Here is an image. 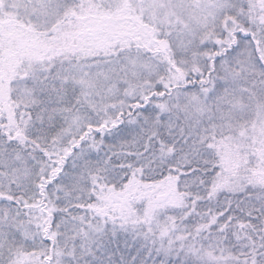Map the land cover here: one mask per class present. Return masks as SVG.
Here are the masks:
<instances>
[{"label":"snow or ice","instance_id":"1","mask_svg":"<svg viewBox=\"0 0 264 264\" xmlns=\"http://www.w3.org/2000/svg\"><path fill=\"white\" fill-rule=\"evenodd\" d=\"M0 264H264V0H0Z\"/></svg>","mask_w":264,"mask_h":264}]
</instances>
